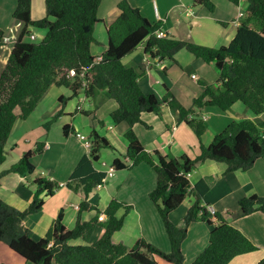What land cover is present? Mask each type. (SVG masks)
I'll return each mask as SVG.
<instances>
[{
    "label": "trees",
    "instance_id": "16d2710c",
    "mask_svg": "<svg viewBox=\"0 0 264 264\" xmlns=\"http://www.w3.org/2000/svg\"><path fill=\"white\" fill-rule=\"evenodd\" d=\"M15 1L12 16L22 23V29L0 70V165L7 158L5 144L16 120L26 119L51 85L64 86L72 95L82 90L87 98L104 91L106 97L116 103L110 112L111 120L126 122L129 126L124 137L126 157L131 164L117 157L110 167L116 171L146 163L155 171L156 185L149 198L158 211L170 251L165 252L142 237L131 247L114 243L112 234L124 223L119 210L127 212L130 209L129 205L115 199L104 209L105 221L99 222V210L83 200L72 228L63 225L60 211L46 234L35 239L23 220L38 212L43 206V197L52 195L59 187L44 176L34 179L36 189L25 209H16L0 198V241L32 264H184L182 243L188 227L192 222L205 221L212 226L208 243L190 264H228L235 256L256 250L257 247L221 213L215 212L212 216L202 204L209 184L200 179L191 189L186 174L206 159L224 163L228 172L251 168L258 158H264V122L250 118L231 121L214 134L209 145L201 144L194 158L186 154L171 157L157 150L147 151L133 126L142 122L143 112L158 113L161 105L166 104L177 121L185 122L201 140L207 126L196 109L214 105L227 111L241 103L254 115L264 113V0H245L247 7L234 37L218 47L173 36L157 37L155 33L161 29L159 24L151 23L130 0H119L120 13L106 29L107 48L99 61L91 53V45L96 42L94 27L100 21L97 10L101 0H44L45 15L36 20L31 18V0ZM227 1L235 5L240 2ZM195 2L210 12L215 9L212 0ZM31 27L45 30L37 42L25 40ZM4 37V29L0 27V47L6 43ZM142 42L143 52L154 58L177 62L176 55L187 51L197 59L214 63L219 71L217 85L199 81L202 91L193 98L190 107L183 106L171 93L159 99L153 93L143 92L138 83L140 74L123 61ZM71 70L75 71L74 75L70 74ZM43 126L47 128L48 124ZM89 137L91 149L79 160L67 182V187L82 191L85 198L106 176L105 170H97L95 165L101 148L110 146L95 129ZM42 147L43 143L38 142L33 150L24 151L17 162L0 172V176L33 171L30 158L33 153H40ZM187 197L192 198L191 203L176 221L174 213ZM238 205L239 216L256 211L264 214V196L257 193L242 197ZM91 209L97 212V217L81 220V212ZM97 227L102 228V233L95 238ZM76 240L78 242H74ZM257 264H264V257Z\"/></svg>",
    "mask_w": 264,
    "mask_h": 264
},
{
    "label": "crops",
    "instance_id": "0c3cea01",
    "mask_svg": "<svg viewBox=\"0 0 264 264\" xmlns=\"http://www.w3.org/2000/svg\"><path fill=\"white\" fill-rule=\"evenodd\" d=\"M118 1L101 0L98 7L97 15L100 21L95 24L96 42L91 45V53L96 57L101 56L107 48L106 29L120 13ZM212 1L215 9L210 12L195 0H130L151 23L159 24L166 36L218 47L227 44L234 37L247 4L245 0H240L237 5L227 0ZM33 2L34 0H31V18L36 20L45 15L44 0L38 7L39 15L33 13ZM13 19V32L18 36L22 23L17 22L14 17ZM4 32L6 35L5 30ZM44 33L45 30L43 35ZM30 34L35 35V32L31 31ZM30 34L26 41L37 42V36L31 39ZM15 40L16 38L8 42L5 40L6 43H12L10 48H6L5 60ZM95 48H99V51H96L98 53L94 51ZM143 48L144 42L127 54L123 61L140 74L138 83L145 93H153L159 99L171 93L183 106L190 107L193 98L202 91L199 81L217 85L219 71L214 63H206L187 51L176 55L177 62L158 59L144 53ZM78 105H81L80 109H77ZM115 107V101L107 98L104 91L94 98H87L82 90L77 95H72L70 89L64 86L51 85L31 114L26 119L16 120L5 144L7 157L16 152L17 162L24 151L33 150L38 142L43 143L41 152L33 153L30 158L34 169L23 175L9 172L0 176V198L16 209H25L36 189L34 179L44 176L59 187L52 195L43 197L44 203L38 212L23 220V224L32 231L35 239L46 234L60 211L63 225L72 228L78 219L81 201L86 200L99 210L98 214H102L108 203L115 199L129 205L130 209L127 212L124 209L119 210L120 214L123 213L124 223L120 230L112 234L111 240L114 243L120 242L131 247L137 238L142 237L159 249L169 252L168 237L158 211L149 198L150 191L156 185V173L146 163L113 170V173L108 175L102 184L97 185L86 198L82 191L67 187L75 166L89 153L83 141L76 136L77 132L89 137L90 132L95 129L109 142L110 146L100 150V157L95 165L97 170H107L117 157L125 164H131L126 157L127 140L124 137V132L129 126L126 122L114 123L111 120L110 112ZM196 113L203 118L207 126L201 140L185 122L177 121L176 115L166 104L161 105L158 113L143 112L142 122L136 123L133 130L149 152L157 150L171 157L186 154L194 158L199 154L201 144L209 145L214 134L223 130L231 121L250 118L257 122L264 115H254L241 103H236L227 111L214 105L205 106L196 109ZM45 123L48 124L47 128L43 126ZM64 125H67L65 129ZM6 161L7 158L0 165V172L15 163L5 165ZM187 178L191 189L200 179L206 181L209 189L203 196L202 204L221 213L257 247L254 251L235 256L228 264H257L264 257V214L256 211L239 216L238 202L242 197L253 193L264 196V158H258L253 166L245 171L230 172L226 171L224 163L206 159L195 167ZM191 199L185 198L174 213L176 221L186 212ZM95 217L97 212L94 209L82 211L80 214L83 221ZM211 229L212 226L205 221H195L189 225L187 237L182 243L184 264H190L206 247ZM101 233L102 228L97 227L94 237L98 238Z\"/></svg>",
    "mask_w": 264,
    "mask_h": 264
},
{
    "label": "rangeland",
    "instance_id": "374dc122",
    "mask_svg": "<svg viewBox=\"0 0 264 264\" xmlns=\"http://www.w3.org/2000/svg\"><path fill=\"white\" fill-rule=\"evenodd\" d=\"M15 0H0V26L6 31V35L4 37V40L11 41L14 40L15 38H17L13 32L14 30V26H13V11H14V6H15ZM43 0H34L33 2V13L34 15H39V5L40 3H42ZM247 4V3H246ZM18 22V21H17ZM11 27V28H10ZM31 31L35 32V35L37 36V39L35 41H38L41 39L42 35H43V29H37V28H32ZM15 37V38H14ZM28 39V35L25 36V40ZM5 41V42H6ZM11 42L9 43H5V45L0 47V70L1 68L5 65L6 60H5V52H6V48H10L9 46H11ZM5 46V47H4ZM99 51V48H95L94 51ZM98 53V52H96ZM144 92V91H143ZM84 105V103H83ZM85 106L87 107L88 105ZM258 123L260 122H264V115L262 117H260L257 120ZM17 153H11L8 157H7V161L5 163V165L10 164V163H14L15 159H17ZM0 263L1 264H32L31 262H27L25 261L22 257H20L19 255H17L16 253H14L9 247H7V245H5L3 242L0 243Z\"/></svg>",
    "mask_w": 264,
    "mask_h": 264
},
{
    "label": "built area",
    "instance_id": "2783aa9c",
    "mask_svg": "<svg viewBox=\"0 0 264 264\" xmlns=\"http://www.w3.org/2000/svg\"><path fill=\"white\" fill-rule=\"evenodd\" d=\"M240 15H242V12H240ZM155 34H156L157 37H165L166 36V33L163 30H161V29H158ZM30 38L31 39H35L36 36L33 35V34H30ZM100 59H101V56L99 55V56H97L96 61H99ZM74 73H75V71L71 70L70 74L74 75ZM83 73L84 72H82V75H83ZM192 76L194 77L195 75L192 74ZM80 108H81V105H78L77 109H80ZM76 136L83 141V143L85 144L87 149L90 151L91 146H92L91 138L87 137L85 134H82V133H79V132L76 133ZM105 172H106V176H105V178H106L108 175H111L113 173V168L112 167H108L107 170H105ZM186 176L188 177L189 173H187ZM105 178L103 179V181L105 180ZM206 209L208 210V212L212 216L215 214V210L212 207L206 206ZM105 219H106V215L104 213L98 215V220L105 221Z\"/></svg>",
    "mask_w": 264,
    "mask_h": 264
}]
</instances>
